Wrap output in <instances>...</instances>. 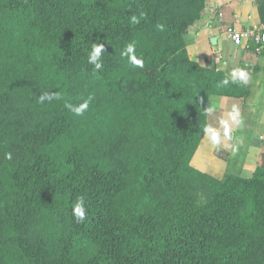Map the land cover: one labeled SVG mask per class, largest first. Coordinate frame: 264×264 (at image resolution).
I'll return each mask as SVG.
<instances>
[{
    "label": "trees",
    "instance_id": "16d2710c",
    "mask_svg": "<svg viewBox=\"0 0 264 264\" xmlns=\"http://www.w3.org/2000/svg\"><path fill=\"white\" fill-rule=\"evenodd\" d=\"M205 4L0 0V264H264V148L249 178L192 165L210 97L248 93L188 53Z\"/></svg>",
    "mask_w": 264,
    "mask_h": 264
},
{
    "label": "crops",
    "instance_id": "0c3cea01",
    "mask_svg": "<svg viewBox=\"0 0 264 264\" xmlns=\"http://www.w3.org/2000/svg\"><path fill=\"white\" fill-rule=\"evenodd\" d=\"M264 23V0H206L201 17L184 35L188 53L201 66L228 75L232 68L246 67L249 72L248 93L242 97L213 95L210 97L208 125L220 129L219 121L235 106L241 123L232 125L229 137L219 146L204 135L192 165L216 178L227 172L251 177L260 162L264 148V50L253 45H235L226 28L244 29ZM222 52L220 59L217 53ZM222 132V129H220Z\"/></svg>",
    "mask_w": 264,
    "mask_h": 264
},
{
    "label": "clouds",
    "instance_id": "9594fccd",
    "mask_svg": "<svg viewBox=\"0 0 264 264\" xmlns=\"http://www.w3.org/2000/svg\"><path fill=\"white\" fill-rule=\"evenodd\" d=\"M142 15V14H141ZM133 24L138 23V18L133 15L131 18ZM137 45L135 42L128 43L121 51V56L127 58L131 65L134 67H143V59L139 58L136 55ZM103 53H104V44L103 43H92L90 51L87 55L88 64L92 65L96 71H100L104 67L103 63ZM249 79V72L246 70V67H234L231 69L228 76H226L221 81V86L226 87L229 84H236L238 81L247 83ZM54 99H59V96L54 92L45 91L39 94V102L44 103L45 101L51 102ZM93 97L89 95L86 99H83L78 104H66V107L74 113L76 116H83L85 112L88 110L89 105L92 101ZM206 111L211 113L213 111L212 108H207ZM241 123V118L239 115L238 109L234 106L231 111L227 113L226 119H221L219 121L220 129L213 127L212 125H208L204 128V134L209 138L210 142L214 145L219 146L222 142V136L224 139L229 137L231 126L238 125ZM7 158L11 159V153L7 154ZM87 209L85 207V199L83 196L78 197L75 203L73 204V216L77 220V222H84L87 219Z\"/></svg>",
    "mask_w": 264,
    "mask_h": 264
},
{
    "label": "built area",
    "instance_id": "2783aa9c",
    "mask_svg": "<svg viewBox=\"0 0 264 264\" xmlns=\"http://www.w3.org/2000/svg\"><path fill=\"white\" fill-rule=\"evenodd\" d=\"M226 36L239 46L253 45L257 51L264 50V23L260 25L250 26L244 29H238L235 25L226 28ZM222 52L217 53L220 59Z\"/></svg>",
    "mask_w": 264,
    "mask_h": 264
}]
</instances>
